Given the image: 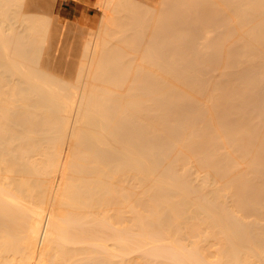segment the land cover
Wrapping results in <instances>:
<instances>
[{
  "label": "bare ground",
  "instance_id": "obj_1",
  "mask_svg": "<svg viewBox=\"0 0 264 264\" xmlns=\"http://www.w3.org/2000/svg\"><path fill=\"white\" fill-rule=\"evenodd\" d=\"M44 1L0 0V264H264V0H100L71 80Z\"/></svg>",
  "mask_w": 264,
  "mask_h": 264
},
{
  "label": "rangeland",
  "instance_id": "obj_2",
  "mask_svg": "<svg viewBox=\"0 0 264 264\" xmlns=\"http://www.w3.org/2000/svg\"><path fill=\"white\" fill-rule=\"evenodd\" d=\"M42 1H44V0H42ZM49 1V0H48ZM52 0H50L49 2H51ZM55 1V2H54ZM141 2H143L144 3V7L145 8H147V10L150 8V10L151 11H153V12H155V10H153L152 9V7H155L156 9H159V7H161L160 6V2H157V1H159V0H140ZM149 1V2H148ZM151 1V2H150ZM45 2V4H46V0L44 1ZM49 2H47V3H49ZM154 2V3H153ZM52 3L54 4V5H52L51 3H49L48 5H49V7H46V8H48L47 10H49V11H47V12H49V13H52L51 15L53 16V17H55L54 19H56V20H54V22H55V26H54V23H52V25L50 24V26H51V31H55V30H57V28H58V32L59 33H61L62 35L64 34V38H66L68 41H67V43L66 44H64V45H66L67 46V44H68V46L67 47H64V45H63V50L65 51V52H63L62 51V48H60V50H57L56 48L54 49V50H57L56 51V54H54V52H52V54L53 55H51L53 58H54V56H57V58H54L55 59V61L54 62H56L57 60L56 59H58L59 61L61 60L62 61V59H64V61L62 62L63 63V67H62V65H59V67H62L61 69H60V74H62L63 75V73L65 74V75H67V78H69L70 79V77H71V79L75 76V68L77 67V65L79 64V60L81 59V57H82V53H81V51H82V48H81V42L83 43L84 42V40L85 39H87L89 36H90V33L91 34H93V33H97V31L99 30V29H103V28H98V26L100 27V25L102 26V24H101V20H102V16H101V14H102V8H100V6H99V4H100V0H53L52 1ZM95 3V4H94ZM143 3H142V5H143ZM153 3V4H152ZM157 3H159V7L157 6ZM51 4V5H50ZM149 4H152L153 6L152 7H148L147 5ZM47 4H46V6H48ZM94 5V6H93ZM52 6H53V8H52ZM99 6V7H98ZM158 7V8H157ZM154 8V9H155ZM37 9V8H36ZM51 9H52V11H51ZM35 11V10H34ZM37 11H38V9H37ZM37 11H35L34 13H36ZM100 19V20H99ZM69 22V23H68ZM72 24V25H71ZM99 24V25H98ZM61 25H62V27H61ZM73 26V27H72ZM70 27H71V30H70ZM103 27V26H102ZM54 30H53V29ZM67 29V30H66ZM74 29V30H73ZM98 29V30H97ZM77 30V31H76ZM85 32H84V31ZM72 31V32H71ZM68 32H69V34H68ZM76 32V33H75ZM78 32V33H77ZM85 33H87V34H85ZM101 33V32H100ZM68 34V35H67ZM75 34V35H74ZM102 34V33H101ZM48 35V34H47ZM72 35V36H71ZM76 35H79V37L78 36H76ZM84 35V36H83ZM66 36H68V37H66ZM71 36V37H70ZM75 36H76V38H75ZM87 36V37H86ZM73 37V38H72ZM64 38H63V41H64ZM84 38V39H83ZM115 38V40L112 38V41H111V43H113L114 45H117L118 43H116V42H118L119 41V39H118V41H117V39H116V37H114ZM65 39V40H66ZM82 39H83V41H82ZM77 41L78 40V42H73V41ZM116 41V42H115ZM66 42V41H65ZM74 43V44H73ZM116 43V44H115ZM71 44V46L72 47H70L69 45ZM113 45V46H114ZM71 48V49H69V48ZM74 47V48H73ZM78 47V48H77ZM80 47V48H79ZM68 48V49H67ZM74 49H77V50H74V52H73V50ZM81 49V50H80ZM67 50V51H66ZM60 51V52H59ZM76 51V52H75ZM72 52V53H71ZM63 55H62V54ZM67 53V54H66ZM73 54V55H71V54ZM78 53V54H77ZM81 55H80V54ZM61 54V55H60ZM64 54H66V55H64ZM75 54V55H74ZM76 55H77V57H76ZM62 56H64V57H62ZM66 56V57H65ZM62 57V58H61ZM73 57V58H72ZM75 57V58H74ZM72 58V59H71ZM80 58V59H79ZM70 60V61H69ZM77 60V61H76ZM59 61H57V63L59 62ZM61 61L59 62V63H61ZM52 63V64H50V65H52V67L49 65H47L49 68H55L54 66H58L57 64H55V63ZM64 62L65 63H67V64H64ZM69 62H71V63H69ZM61 63V64H62ZM77 63V64H76ZM55 64V65H54ZM67 65V66H66ZM71 66V67H70ZM74 66V67H73ZM76 66V67H75ZM63 68H65V69H63ZM68 68H69V71H68ZM55 69H57V70H59V68L57 67V68H55ZM73 69V70H72ZM54 70V69H53ZM52 70V71H53ZM55 71V70H54ZM63 71V73H61ZM64 71H66V72H64ZM68 71V72H67ZM74 71V72H73ZM71 72V73H70ZM54 73H56V72H54ZM57 74H59L58 72H57ZM69 74H70V76H69ZM74 74V75H73ZM65 75H63V76H65ZM73 75V76H72ZM70 79V80H71ZM45 144V145H44ZM49 145L50 147L52 146V144H50V143H39V146H42V148L43 147H49V146H46V145ZM39 151V150H38ZM190 246V245H189ZM191 247V246H190ZM190 247H188V248H190ZM213 259H214V257H213Z\"/></svg>",
  "mask_w": 264,
  "mask_h": 264
}]
</instances>
